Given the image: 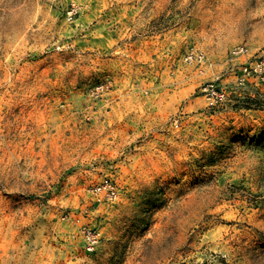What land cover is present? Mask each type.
Masks as SVG:
<instances>
[{"label":"rangeland","instance_id":"rangeland-1","mask_svg":"<svg viewBox=\"0 0 264 264\" xmlns=\"http://www.w3.org/2000/svg\"><path fill=\"white\" fill-rule=\"evenodd\" d=\"M263 55L264 0H0V264H264Z\"/></svg>","mask_w":264,"mask_h":264},{"label":"built area","instance_id":"built-area-1","mask_svg":"<svg viewBox=\"0 0 264 264\" xmlns=\"http://www.w3.org/2000/svg\"><path fill=\"white\" fill-rule=\"evenodd\" d=\"M249 52L248 48L244 45L235 47L231 54L233 56L245 55ZM204 60L203 54L198 51L190 50L185 56V61L190 65L202 63ZM244 76H258L264 79V55L261 59L251 64H248L242 69ZM206 90H210L213 94L220 99L224 97L223 89L216 90V87L211 84ZM97 202H115L119 198V190L116 182L109 176H103L98 183L91 187L89 190ZM80 235L82 238L85 251L92 253L99 247L102 234L100 229L83 225L80 227Z\"/></svg>","mask_w":264,"mask_h":264}]
</instances>
